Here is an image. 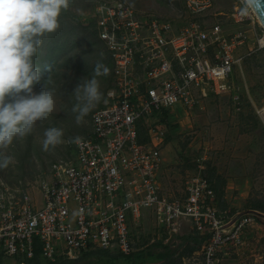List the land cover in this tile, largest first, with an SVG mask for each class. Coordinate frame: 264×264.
Here are the masks:
<instances>
[{
  "label": "built area",
  "instance_id": "2783aa9c",
  "mask_svg": "<svg viewBox=\"0 0 264 264\" xmlns=\"http://www.w3.org/2000/svg\"><path fill=\"white\" fill-rule=\"evenodd\" d=\"M182 2L176 25L125 0L95 5L92 24L112 59L107 100L71 157L54 160L36 184L0 187V256H33L35 238L50 259H75L88 249L130 254L131 224L138 225L145 211L170 235L189 228L205 236L196 264H219L225 247L243 244L259 215L227 220L206 176L193 178L183 197L164 192L167 131L159 114L202 105L210 95H232L239 49L264 48L256 30L262 25L249 0H231L230 7L216 0Z\"/></svg>",
  "mask_w": 264,
  "mask_h": 264
},
{
  "label": "rangeland",
  "instance_id": "374dc122",
  "mask_svg": "<svg viewBox=\"0 0 264 264\" xmlns=\"http://www.w3.org/2000/svg\"><path fill=\"white\" fill-rule=\"evenodd\" d=\"M100 1L70 0L69 8L62 12L60 28L45 37L35 60L43 75L52 78L56 109L43 122H37L31 134L4 149L13 159L7 167L0 168V187L36 184L54 160L71 157L75 141L90 133L92 115L105 104L107 90L113 84L112 59L104 42L93 33L91 13ZM125 1L175 25L182 14V0ZM216 5L230 7L232 2L216 0ZM256 30L264 36L259 23ZM239 55L242 60L232 74V95H210L202 105L174 108L169 112L171 117L160 118L168 136L160 180L164 192L172 198L183 197L188 183L196 176L215 173L220 181L225 180L223 193L218 191L215 202L218 209L226 212L227 220L233 222L248 213L259 218L243 234V244L221 251L219 264H264V48L251 52L243 46ZM97 64L108 68V74L99 78L102 98L77 123L71 111L75 103L71 91L81 77L94 73ZM40 90L39 85L34 86V92ZM233 95L238 96L239 103ZM48 126L63 128L64 135L60 144L44 150L43 129ZM131 228L135 249L170 251L164 259L145 264H196L202 260V251L189 237V228L170 235L154 223L148 211Z\"/></svg>",
  "mask_w": 264,
  "mask_h": 264
},
{
  "label": "clouds",
  "instance_id": "9594fccd",
  "mask_svg": "<svg viewBox=\"0 0 264 264\" xmlns=\"http://www.w3.org/2000/svg\"><path fill=\"white\" fill-rule=\"evenodd\" d=\"M69 6L70 0H0V168L13 159L4 149L31 134L37 122L56 109L52 78L43 75L35 58L45 37L60 28L62 12ZM107 74L108 68L97 64L94 73L81 77L71 91L77 123L101 100L99 78ZM36 85L39 92H34ZM63 135L61 127L44 128L43 149L60 144Z\"/></svg>",
  "mask_w": 264,
  "mask_h": 264
},
{
  "label": "trees",
  "instance_id": "16d2710c",
  "mask_svg": "<svg viewBox=\"0 0 264 264\" xmlns=\"http://www.w3.org/2000/svg\"><path fill=\"white\" fill-rule=\"evenodd\" d=\"M93 33L98 36L96 29ZM169 112L170 111L168 110H163L162 113L159 114V117L162 120L168 119L171 117ZM139 134L140 141H145L146 135L144 127L139 128ZM166 138L168 140V136ZM206 177L210 180L216 194L218 191L223 193L221 187L225 184V180L220 181V176L216 177L215 173ZM189 237L193 238L198 248L205 240V236L199 234L191 233ZM159 244L162 245L163 243L160 242ZM34 246L35 250L33 256H0V264H2L4 260L7 261L8 264H12L11 260H14L16 264H145L160 261L170 253V251H167L166 253H156L152 248H134L130 254H124L117 249H88L75 259L69 258L64 254L57 255L54 259H50L42 253L41 243L38 238H35Z\"/></svg>",
  "mask_w": 264,
  "mask_h": 264
},
{
  "label": "water",
  "instance_id": "95a60500",
  "mask_svg": "<svg viewBox=\"0 0 264 264\" xmlns=\"http://www.w3.org/2000/svg\"><path fill=\"white\" fill-rule=\"evenodd\" d=\"M264 29V0H249Z\"/></svg>",
  "mask_w": 264,
  "mask_h": 264
},
{
  "label": "crops",
  "instance_id": "0c3cea01",
  "mask_svg": "<svg viewBox=\"0 0 264 264\" xmlns=\"http://www.w3.org/2000/svg\"><path fill=\"white\" fill-rule=\"evenodd\" d=\"M11 263H12V264H16V262H15L14 260H11Z\"/></svg>",
  "mask_w": 264,
  "mask_h": 264
}]
</instances>
